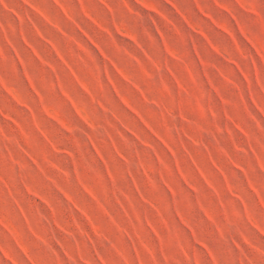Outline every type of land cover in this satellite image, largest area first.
<instances>
[{"label":"clouds","instance_id":"1","mask_svg":"<svg viewBox=\"0 0 264 264\" xmlns=\"http://www.w3.org/2000/svg\"><path fill=\"white\" fill-rule=\"evenodd\" d=\"M0 264H264V0H0Z\"/></svg>","mask_w":264,"mask_h":264}]
</instances>
